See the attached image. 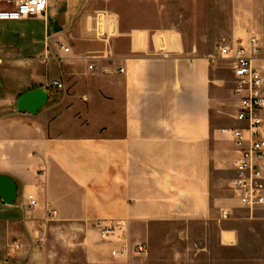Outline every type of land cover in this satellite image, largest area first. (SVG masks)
Here are the masks:
<instances>
[{
    "label": "crops",
    "instance_id": "obj_1",
    "mask_svg": "<svg viewBox=\"0 0 264 264\" xmlns=\"http://www.w3.org/2000/svg\"><path fill=\"white\" fill-rule=\"evenodd\" d=\"M149 1L48 0L44 18L0 22V176L16 190L12 204L0 198V264H40L56 225L84 224L100 262L111 247L98 221H125L130 238L129 228L244 212L214 196L216 146L227 141L236 162L216 57L167 29L159 6L150 19ZM38 88L47 104L20 112L18 97ZM220 232L221 247L236 245L231 224Z\"/></svg>",
    "mask_w": 264,
    "mask_h": 264
},
{
    "label": "rangeland",
    "instance_id": "obj_2",
    "mask_svg": "<svg viewBox=\"0 0 264 264\" xmlns=\"http://www.w3.org/2000/svg\"><path fill=\"white\" fill-rule=\"evenodd\" d=\"M149 3L145 10L150 11V19L157 18L159 6L158 17L167 24V29L180 34L188 45L214 53L216 77L221 80L216 90L218 119L222 127H240L233 120L237 102L233 97L232 64L221 58L218 48L245 41L252 33L264 40V0H150ZM142 6L137 7L143 10ZM216 147L222 155L217 156V168L212 173L214 196L226 207L234 208L237 198L231 187L235 155L227 141ZM242 210V214L236 213L229 220L219 212L211 224L178 221L152 225L148 230L129 228L131 242L147 240L149 252L145 256L134 255L125 262L114 261L108 255L100 262L89 259L83 245L84 224L56 225L43 243L45 256L40 264H264V208L253 213ZM224 224H231L237 231L234 247L219 244L220 226Z\"/></svg>",
    "mask_w": 264,
    "mask_h": 264
},
{
    "label": "built area",
    "instance_id": "obj_3",
    "mask_svg": "<svg viewBox=\"0 0 264 264\" xmlns=\"http://www.w3.org/2000/svg\"><path fill=\"white\" fill-rule=\"evenodd\" d=\"M2 1L14 8L0 11V22L44 18L48 9V0ZM218 50L221 58L232 64L233 97L237 102L233 120L240 126L227 130L236 151L231 189L241 207L253 211L264 208V40L252 33L247 40L220 45ZM119 74H125V70H119ZM54 87L62 89L63 85L55 82ZM29 199L31 207L36 206L33 197ZM228 216L223 215L224 219ZM95 229L100 240L110 245L109 256L114 261L125 262L149 252L148 244L131 242L123 220H101L95 223Z\"/></svg>",
    "mask_w": 264,
    "mask_h": 264
},
{
    "label": "water",
    "instance_id": "obj_4",
    "mask_svg": "<svg viewBox=\"0 0 264 264\" xmlns=\"http://www.w3.org/2000/svg\"><path fill=\"white\" fill-rule=\"evenodd\" d=\"M48 100L47 92L42 88H38L20 95L16 105L20 112L36 114L47 104ZM15 195L16 190L13 181L0 176V198L3 202L7 205L12 204Z\"/></svg>",
    "mask_w": 264,
    "mask_h": 264
}]
</instances>
